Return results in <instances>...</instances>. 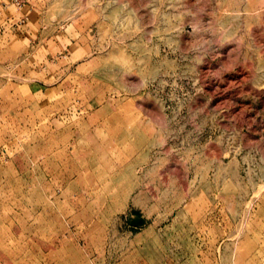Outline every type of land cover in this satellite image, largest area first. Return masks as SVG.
Here are the masks:
<instances>
[{
	"label": "rangeland",
	"instance_id": "374dc122",
	"mask_svg": "<svg viewBox=\"0 0 264 264\" xmlns=\"http://www.w3.org/2000/svg\"><path fill=\"white\" fill-rule=\"evenodd\" d=\"M0 264H264V0H0Z\"/></svg>",
	"mask_w": 264,
	"mask_h": 264
},
{
	"label": "built area",
	"instance_id": "2783aa9c",
	"mask_svg": "<svg viewBox=\"0 0 264 264\" xmlns=\"http://www.w3.org/2000/svg\"><path fill=\"white\" fill-rule=\"evenodd\" d=\"M15 3H19V0H13Z\"/></svg>",
	"mask_w": 264,
	"mask_h": 264
}]
</instances>
